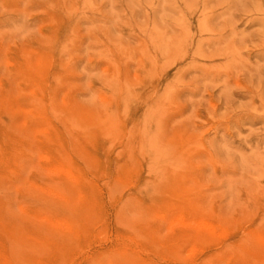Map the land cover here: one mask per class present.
Listing matches in <instances>:
<instances>
[{"label": "rangeland", "instance_id": "rangeland-1", "mask_svg": "<svg viewBox=\"0 0 264 264\" xmlns=\"http://www.w3.org/2000/svg\"><path fill=\"white\" fill-rule=\"evenodd\" d=\"M0 264H264V0H0Z\"/></svg>", "mask_w": 264, "mask_h": 264}]
</instances>
